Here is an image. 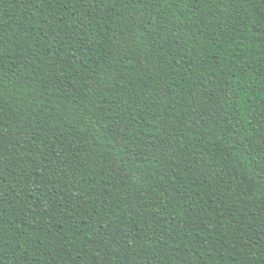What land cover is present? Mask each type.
<instances>
[{"label":"trees","instance_id":"obj_1","mask_svg":"<svg viewBox=\"0 0 264 264\" xmlns=\"http://www.w3.org/2000/svg\"><path fill=\"white\" fill-rule=\"evenodd\" d=\"M0 264H264V0H0Z\"/></svg>","mask_w":264,"mask_h":264}]
</instances>
